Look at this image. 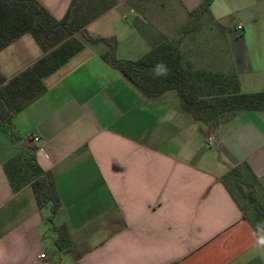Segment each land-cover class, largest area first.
I'll return each instance as SVG.
<instances>
[{
    "label": "crops",
    "instance_id": "crops-1",
    "mask_svg": "<svg viewBox=\"0 0 264 264\" xmlns=\"http://www.w3.org/2000/svg\"><path fill=\"white\" fill-rule=\"evenodd\" d=\"M38 1L57 20L72 2ZM174 1L118 0L84 30L116 38L121 60L181 40L194 67L234 72L244 93L262 91L264 0H215L207 43L188 40L202 32L201 19L191 24L202 0ZM106 49L85 43L45 78L46 93L13 119L20 143L0 129V264H264V236L222 180L238 168L264 193V112L213 129L174 90L144 96L102 59ZM43 55L25 34L0 51V71L10 79ZM19 145L53 176L68 249L55 245L51 205L40 208L31 186L12 190L3 166Z\"/></svg>",
    "mask_w": 264,
    "mask_h": 264
},
{
    "label": "trees",
    "instance_id": "trees-1",
    "mask_svg": "<svg viewBox=\"0 0 264 264\" xmlns=\"http://www.w3.org/2000/svg\"><path fill=\"white\" fill-rule=\"evenodd\" d=\"M214 1L202 0L191 14L192 23L200 19L205 22L211 17L210 7ZM117 3L118 0H72L65 17L57 20L38 0H0V51L30 34L44 53L38 61L10 79L0 71V129L14 144L22 140L15 129L14 117L46 93L45 78L82 51L85 43L104 44L107 49L102 59L122 73L144 96L158 98L174 90L181 109L195 121L213 129L240 113L264 112V89L244 93L236 73L194 67L185 59L181 40L163 42L137 60L117 58L116 38L96 37L84 30L88 23ZM184 30L183 34H188L190 28ZM157 65L165 66L167 75L157 76ZM3 167L13 192L31 186L40 208L51 205L48 221L57 235L55 245L59 250L68 249L71 246L68 228L65 224L54 223L61 207L54 179L38 165L35 150L19 145L17 153ZM245 168L250 171L247 165ZM222 180L242 206L244 217L250 220L258 235L264 236V208L251 198L253 187L243 173L236 168Z\"/></svg>",
    "mask_w": 264,
    "mask_h": 264
},
{
    "label": "rangeland",
    "instance_id": "rangeland-1",
    "mask_svg": "<svg viewBox=\"0 0 264 264\" xmlns=\"http://www.w3.org/2000/svg\"><path fill=\"white\" fill-rule=\"evenodd\" d=\"M169 1H170L169 2L170 3V6L173 9H175L176 8V2L174 0H169ZM191 24H193L192 21H191ZM208 26L209 25H208L207 21L204 22L203 25H202V32L197 31V35L196 34H193V33L191 35H188V40H191L193 42L194 41V38L197 37L198 39H200L201 41H203V43H207L209 41V35H207L206 28ZM174 34L175 33H173V32L171 33L172 36H174ZM243 176L247 179V183L251 184V181L248 179V177H246V172L245 171H243ZM246 188L249 189L250 186H247ZM251 192H252L250 194L251 198L256 199L257 202H258V204L261 205L264 208V193L259 188H253V189H251Z\"/></svg>",
    "mask_w": 264,
    "mask_h": 264
},
{
    "label": "built area",
    "instance_id": "built-area-1",
    "mask_svg": "<svg viewBox=\"0 0 264 264\" xmlns=\"http://www.w3.org/2000/svg\"><path fill=\"white\" fill-rule=\"evenodd\" d=\"M240 28V27H239ZM30 140H33L35 142H38L39 138L37 136H34V137H29L26 139V141H30ZM214 143V139L211 137L208 139V145L209 146H212ZM41 258H45V255H42Z\"/></svg>",
    "mask_w": 264,
    "mask_h": 264
},
{
    "label": "clouds",
    "instance_id": "clouds-1",
    "mask_svg": "<svg viewBox=\"0 0 264 264\" xmlns=\"http://www.w3.org/2000/svg\"><path fill=\"white\" fill-rule=\"evenodd\" d=\"M156 75L160 76V75H167V69L165 66L163 65H157L156 68Z\"/></svg>",
    "mask_w": 264,
    "mask_h": 264
}]
</instances>
